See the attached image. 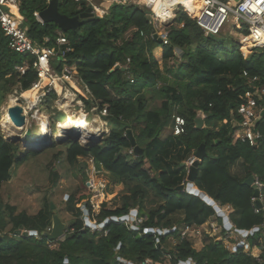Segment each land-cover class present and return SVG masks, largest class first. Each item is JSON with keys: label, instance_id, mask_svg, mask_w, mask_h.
<instances>
[{"label": "trees", "instance_id": "trees-1", "mask_svg": "<svg viewBox=\"0 0 264 264\" xmlns=\"http://www.w3.org/2000/svg\"><path fill=\"white\" fill-rule=\"evenodd\" d=\"M86 4L59 0V11L75 16L87 8ZM46 5L47 0H20L19 16L29 35L38 42L47 36L54 40L59 29L56 23H42L34 15ZM189 6L193 8V3ZM152 15L148 8L116 3L108 15L65 32L73 47L68 53L70 63L76 65L100 107L107 106L106 118L113 127L98 143L82 145L68 139L63 142L66 149L55 158L63 154L75 166L80 157L91 156L97 166L122 182L130 194L123 197L122 206L103 207L99 214L87 201V215L78 206L81 198L72 195L67 201V211L74 216L73 230L58 241L42 234L52 226L50 205L35 216L14 215L10 208L7 220L3 184L11 179L13 166L24 163L36 151L19 153L17 144L0 133V264H142L147 259L164 264L167 257L169 264L190 258L196 264H259L244 246L229 249L226 241L207 233L204 245L197 249L192 238L181 235L180 224L201 226L213 216L220 221L222 217L202 197L180 188L163 152L168 151V146H181L192 154L204 143L208 156L198 167L195 186L221 208L232 206L230 219L237 229L251 231L264 223V207L256 212L252 202L255 186L245 183L250 175L264 180V118L257 125L263 134L259 148L240 141L231 124L234 113L239 118L237 109L248 89L244 72L261 77L264 83V47H255L250 55L244 56L238 42L228 45L218 35H206L182 7L163 26L169 33L165 43L159 37L151 38L155 31L150 22ZM236 30L248 33L242 25H237ZM177 49L183 53L178 55ZM22 58L9 49L0 27V100L14 84L21 83L23 89H28L37 78L32 68L24 75L15 70ZM173 59L179 61L176 69L167 65ZM147 92L158 97L160 104L150 106ZM56 96L48 94L44 104L50 107ZM175 113L187 120L186 131L180 135H175L170 127ZM203 113L206 118L199 123ZM224 120L228 122L217 129ZM129 130L143 153H136ZM239 160L244 161V177L232 172ZM181 166L186 168L182 163ZM51 175L56 185L59 173L53 166ZM134 208L141 218L137 226L120 219L130 215ZM108 218L110 221L99 227ZM86 220L96 223V228L88 226ZM151 228L155 231H149ZM18 229L37 230L38 235H17ZM164 230L169 232L163 233ZM170 236L178 237L172 248L167 246ZM261 236L258 230L247 238L254 244Z\"/></svg>", "mask_w": 264, "mask_h": 264}, {"label": "built area", "instance_id": "built-area-1", "mask_svg": "<svg viewBox=\"0 0 264 264\" xmlns=\"http://www.w3.org/2000/svg\"><path fill=\"white\" fill-rule=\"evenodd\" d=\"M83 1V0H75ZM91 1V0H89ZM104 4L113 6L114 4H122L125 6H138L142 8H148L153 11V15L150 22L154 26V32L151 34V38H161L162 41L168 43L169 33L163 28L160 23L163 20L166 22L172 21L180 7L187 12V14L194 19L197 24L203 29L206 35H219L227 27L226 24L233 29L230 33L238 38V43L247 46V48L264 47V0H238L236 6L231 5L226 0H193L192 12L187 11L184 3H173L169 6L168 13H159L161 6L165 0H147L146 2L140 0H101ZM50 0H47L49 3ZM92 3V2H91ZM20 8V0H0V27L4 32V35L8 39V47L11 51L19 53L23 56L20 63L15 65V70L24 75L32 68L37 78L31 83L28 89H23L21 83H19L20 92L15 90L13 95L24 108L26 115V126H31L33 119H36V115L41 105H45L46 96L50 93H56L55 108L57 112H62L58 106V102L66 101V93H70L74 96L73 107L77 106L79 111H73V117H79L78 114L85 113L88 117L89 112L93 113L92 123H90V130L88 129L85 134L81 130V137L78 142L82 145L98 143L110 134L111 129L98 130L106 134L99 139V134L92 132L91 124L98 123L104 125L107 122V116L109 114L107 106L100 107L99 101L93 100L90 110H87L86 102L90 98H94L91 90L85 84L80 77L75 64L70 63L68 59V53L73 50L70 39L67 34L60 28L56 30L54 40L47 36L42 42H38L33 39L29 33L28 28L23 22V18L17 16ZM94 15L100 12V9L96 4L92 5ZM34 15L37 20L42 22L40 17V11H35ZM163 23V22H162ZM237 25H242L248 33L244 34L236 30ZM157 35V36H156ZM244 46V47H245ZM243 52V51H242ZM244 54V53H243ZM130 59H128V62ZM247 77L248 89L242 96V102L237 109V116L233 114L231 124L236 129L237 138L250 146L259 148L263 141V134L258 129V122L264 118V83L259 76H251L248 72H244ZM82 87L84 90H80ZM31 92L30 95H27ZM61 92L62 95H61ZM17 93V94H16ZM8 111V109H7ZM46 127H49V123L46 116L42 114ZM203 116L206 115L203 113ZM228 122V120H225ZM58 121L56 123L57 127ZM1 126V124H0ZM93 127V126H92ZM2 128V126H1ZM32 128V127H31ZM41 128V127H40ZM68 128V129H66ZM72 128V126H71ZM70 127H64L61 129L64 131L65 136H71L75 132ZM187 120L184 116L179 114L173 115L172 130L175 135H180L186 131ZM43 130V129H42ZM104 134V135H105ZM63 136V134H62ZM55 137V136H54ZM133 153V148L130 149ZM195 160L192 155L187 162V168ZM254 186L259 190V195L252 197V202L255 205V211L259 212L264 207V180L254 175ZM187 184V183H186ZM261 204L259 207L258 204ZM258 205V206H257ZM230 219V218H229ZM230 229L225 228V224L218 225L217 223L210 222V231H205V224L201 226L186 225V229L182 232L183 237H189L194 235L195 237H201L205 232L210 236L215 237L217 240H224L227 242L229 238L235 236V233L240 234L238 229L235 228L233 222ZM134 226V225H133ZM264 228V223L261 226L254 227L250 232L258 231ZM215 234V235H214ZM223 235V236H222ZM235 238V237H234ZM242 242L232 243L228 240L227 247L229 249H235L241 245ZM255 259L259 264H264V246L261 247V253L255 255ZM187 264H196V261L192 258L185 261ZM142 264H158L147 259Z\"/></svg>", "mask_w": 264, "mask_h": 264}, {"label": "rangeland", "instance_id": "rangeland-1", "mask_svg": "<svg viewBox=\"0 0 264 264\" xmlns=\"http://www.w3.org/2000/svg\"><path fill=\"white\" fill-rule=\"evenodd\" d=\"M83 1L87 3V7H92L93 4H96L98 6L100 12H97V14L95 15L96 17L108 15L112 8V6L104 4V2L101 0ZM140 1L145 2L146 0ZM226 1L233 6H236L237 4V1L235 0ZM17 14V16H19V13ZM162 22L160 23L163 26L168 23L164 20ZM226 26L227 27L224 29V31L220 33L217 37L220 40L226 42L228 45H230L233 41L238 42V38H236L235 35L230 33L231 31H233V29L229 26V24H226ZM244 46L245 45L241 43L240 50L243 51L244 56L250 55L252 49L249 47L247 48V46ZM176 51L178 55H181L183 53L181 49H177ZM178 60H180V58ZM178 62L173 59L170 60L167 65L169 67L174 66L176 69L178 66ZM161 66L162 68H164L163 64ZM18 87L19 83L14 84L10 91L5 94L4 99L0 100V124L2 116L7 113V110L4 112L3 108L6 107V103L10 95H13L16 89L18 90V92H20V88ZM79 88L82 91L84 90L82 87ZM62 93L63 92H61V95ZM146 95L148 97L150 106L160 104V99H158V97L154 98L153 93L147 92ZM93 100L96 101L95 98H90L89 103L86 102L88 111L92 107V103H95ZM19 103L22 104L21 101ZM72 110L79 111V108L75 106L72 108ZM39 111L41 114H44L46 116V119L49 123L47 133L52 131V135L54 137L55 133L58 131V129L56 128L57 121H66L67 114L63 112H57L55 108V103H52L50 107H47L46 105H41L39 107ZM92 118L93 113L89 112L87 120L90 123H92ZM205 118L206 117L202 114L201 119L204 120ZM107 122L108 124H106L105 127H103L104 125H100L98 123L91 124L93 126L91 127V130L93 129L92 132L99 134V139H101L103 136H106L104 132H98L99 129L104 130L107 128L110 130L113 127L109 120H107ZM223 123H226V121L224 120L223 122H220L217 126V129L222 127ZM31 127L33 132L36 133V136L44 132L42 131V128L39 127L38 121H36L35 119H33V121L31 122ZM170 127L172 129V125ZM170 127L166 131L169 132ZM27 128L30 127H28L27 125ZM26 129L18 130L17 134L19 135L21 133V135H24ZM0 133L7 141L10 140L9 142L17 144L15 146L19 147V149L17 150L19 153H25L27 151H30L22 145V142H16L9 139L2 131L1 126ZM167 148L168 151L166 150L167 152H163V156L165 162L168 164L169 168L172 171L173 178L177 183L180 182V185H186L188 181V168L186 167L185 169H182L183 167L181 166V163H187L189 157L193 153L188 154L185 149L181 146H168ZM65 149L66 148L64 143L59 144L56 142L52 146H49L43 150L36 151L35 154H31L24 163L15 164L13 166L11 179L5 182L2 187V196L5 207L4 213L7 217V220L10 219V208H13L14 215L26 213L29 216H35L39 213V211L47 209L49 205H54V208H50V210H52L53 213H57L62 218V220L67 224L68 230H73L72 224L74 222V216L72 213L67 211V201L72 195H74L76 199L81 198V202L78 204V206H81L84 212L85 210H87L85 204L87 201H90L96 214H99L103 207L108 209H116L117 207L123 205V197L127 194H130V192L127 191L126 186L122 182L117 181V179L112 173L106 171L102 167L97 166L91 156L80 157L75 166L70 165L63 154L60 155L59 159H56L55 155L60 151H64ZM52 166L55 167L56 171H58L59 173V179L56 185L53 184V178L51 175ZM232 172L237 176L244 177L246 175L244 161L239 160L232 167ZM137 208L132 209V211L138 210ZM222 209L230 218V215L233 212L232 206L225 205L222 207ZM177 217L179 218V215H177ZM209 220L206 223H210L212 217ZM140 221L141 218L138 216V214L135 215L131 212L128 222L137 226L140 224ZM212 222L222 226V220L220 221L219 218H216L215 220L213 219ZM186 225L188 224L178 225L181 235L182 232L186 229ZM9 227H11V224ZM93 228L95 229L96 227ZM208 230L210 231L209 226L206 227L205 231ZM206 234L207 232L202 235V240L203 238H205L204 236ZM238 235L239 234L235 233L234 237L239 238ZM234 237L229 238L228 240L232 243H235L236 239ZM191 238L196 248L202 246L200 243L201 241L199 239H196L197 237L194 238L193 235L191 236ZM176 243H178V237L170 236L168 239L167 246L169 248H172ZM164 264H169V257L166 258Z\"/></svg>", "mask_w": 264, "mask_h": 264}, {"label": "water", "instance_id": "water-1", "mask_svg": "<svg viewBox=\"0 0 264 264\" xmlns=\"http://www.w3.org/2000/svg\"><path fill=\"white\" fill-rule=\"evenodd\" d=\"M238 1V0H235ZM40 17L45 22H54L58 25V27L64 31L67 32L71 29H78L81 27V25L86 24L88 22L93 21L96 16L93 13L92 7H87L84 11L79 13L75 16H68L66 14H63L59 11V0H50L49 3L40 11ZM157 36V35H156ZM160 41L161 38H159ZM118 66V65H117ZM8 116L11 119V122L13 125L21 130L25 129L26 126V115L24 113V108L20 105H13L8 107ZM199 123H201V118L198 120ZM68 129V128H66ZM75 131V134L71 136H65L64 131L62 132L63 136L59 139H56V137H53L52 131L47 133L43 132L36 136V133L33 132V130L30 128H27L25 131V134L21 136H17L16 138L12 139L16 142H22V145L26 147L30 151H39L43 150L49 146H52L54 142H57L59 144L67 141L68 139H73L74 141H79L81 137V130L78 127H72ZM128 135L131 139L132 144L134 145L136 153H143V149L136 144V139L132 134V131H128ZM33 141L38 142V146H32L29 147L26 142ZM193 156L195 157L194 162L188 166V177H187V184L180 185L181 189H186L187 191L194 193L196 195H199L202 197L205 201H207L209 204L213 205L215 210L217 211L218 216L222 217L223 223L225 224L226 229H230L232 226V223L229 219V217L226 215V213L223 211V209L216 203V201L211 198L207 193L204 191H201L197 186H195L194 182L198 175V167L201 164V162L208 156V152L206 150V145L203 143L201 144L194 152ZM183 166L187 167V163H183ZM255 177L254 175H250L247 180L245 181L246 184L252 185L254 183ZM254 194L256 196L259 195V190L255 187ZM261 206V204H258ZM52 209L54 208V205H51ZM132 214H137V210L131 211ZM86 215L88 214V210H85ZM130 215H124L120 217L121 220H128ZM114 220H117V217H112ZM110 219H106L105 222L101 223L100 226H105L106 223H108ZM86 224L91 227H96L95 223H91L89 220H86ZM236 228V227H235ZM237 229V228H236ZM67 224L62 220V218L57 214L53 213L52 215V226L49 230H46L42 232V234L46 237H48L50 240H62L67 235ZM149 231H155L154 229H149ZM159 233H162L161 229L156 230ZM169 230H164L163 233H168ZM238 232L240 234H243L244 236H248V234L252 231L247 230H240L238 229ZM17 235H23V236H37L38 231L37 230H22L18 229L15 231ZM179 264H187L185 261H181Z\"/></svg>", "mask_w": 264, "mask_h": 264}, {"label": "bare ground", "instance_id": "bare-ground-1", "mask_svg": "<svg viewBox=\"0 0 264 264\" xmlns=\"http://www.w3.org/2000/svg\"><path fill=\"white\" fill-rule=\"evenodd\" d=\"M179 2L184 3L186 8L188 9V11L192 12L190 7L187 6V3L185 2V0H165L163 5L160 8L159 13H161V14L165 13V12L168 13V11L170 9L169 8L170 4L179 3ZM30 94H31V92L27 93V95H30ZM66 97H67L66 101L58 102V106H59L60 110L63 113L67 114V120L66 121H58L57 127L59 128V130L55 133L56 139H59L62 137V133H60V132H61V129L64 127H70V128H71V126L72 127H78L79 129H81L83 131V134H85L88 129L90 130V124L87 120V116L85 115V113L82 112V113L78 114L79 117H77V116L73 117L72 116L74 113L72 110L73 105H74V103L72 102V101H74V96L70 93H66ZM17 104H18V101L16 99V96L10 95V97L6 103V107L3 108L4 112L8 109V107L13 106V105H17ZM36 119H37L36 121H38L39 127H41L43 129L42 131H44V133L48 132V130H47L48 128L46 127L47 122L44 121V118L40 112L37 113ZM1 126H2V131L4 132V134L8 138L14 139L17 136H21V137L23 136V135H21V133L19 135L17 134L18 130H20V129L13 125V123L11 122V119L8 116V113H5L2 116ZM28 127H31V126L28 125ZM72 134H75V132H73ZM25 144H27L29 147H32V146H38L39 143L29 141V142H26Z\"/></svg>", "mask_w": 264, "mask_h": 264}, {"label": "crops", "instance_id": "crops-1", "mask_svg": "<svg viewBox=\"0 0 264 264\" xmlns=\"http://www.w3.org/2000/svg\"><path fill=\"white\" fill-rule=\"evenodd\" d=\"M185 2L187 3V6L188 7H190L191 8V6H189V4L190 3H193V0H185ZM191 10H193V8H191ZM193 155V154H192ZM191 155V156H192ZM217 217H212V220L211 221H213V219L215 220ZM210 221V220H209ZM209 223V222H208ZM208 223H206V225L205 226H207L208 225ZM259 231H261V237L259 238V240L256 242V243H254V244H252L249 240H248V238H247V236H244L243 234H239L238 236H239V238L238 237H235V239H236V241L237 242H242V244L241 245H239V246H244V248H245V251L246 252H249L253 257H255V255H258V254H260L261 253V247L262 246H264V228H262L261 230H259ZM196 239H199L201 242V245L203 246L204 245V238H203V240H202V236L201 237H197ZM235 241V242H236ZM227 242H228V240H227ZM198 246V245H197ZM202 246L201 247H199V248H197V249H200V248H202ZM236 249V248H235ZM235 249H232V250H235ZM158 264H162V263H158Z\"/></svg>", "mask_w": 264, "mask_h": 264}]
</instances>
